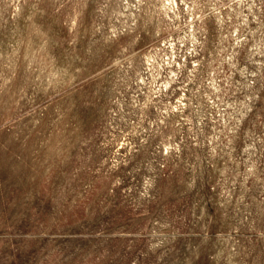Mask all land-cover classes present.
Instances as JSON below:
<instances>
[{"label": "rangeland", "instance_id": "obj_1", "mask_svg": "<svg viewBox=\"0 0 264 264\" xmlns=\"http://www.w3.org/2000/svg\"><path fill=\"white\" fill-rule=\"evenodd\" d=\"M0 264H264V0H0Z\"/></svg>", "mask_w": 264, "mask_h": 264}]
</instances>
